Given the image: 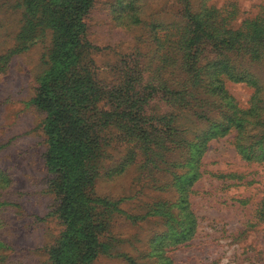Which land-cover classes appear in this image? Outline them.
<instances>
[{"label": "rangeland", "instance_id": "obj_1", "mask_svg": "<svg viewBox=\"0 0 264 264\" xmlns=\"http://www.w3.org/2000/svg\"><path fill=\"white\" fill-rule=\"evenodd\" d=\"M29 10L0 0V264H53L65 228L31 102L54 30L26 25ZM83 20L78 70L126 123L96 128L88 191L108 249L90 264H264V41L252 37L264 0H92ZM196 25L205 35L187 47ZM226 61L252 83L221 73L219 88L210 63Z\"/></svg>", "mask_w": 264, "mask_h": 264}, {"label": "trees", "instance_id": "obj_2", "mask_svg": "<svg viewBox=\"0 0 264 264\" xmlns=\"http://www.w3.org/2000/svg\"><path fill=\"white\" fill-rule=\"evenodd\" d=\"M91 3L92 0H26L31 14L39 13L38 17L28 19L26 25L34 20L38 22L36 24L46 25L54 30L55 46L50 57L51 64L31 100L34 106L46 113V163L56 177L59 211L65 223L59 243L50 249L53 264H68L67 262L75 260L79 264H90L99 252L108 249L99 239L101 233L97 230L96 222L93 224L96 214L93 210L95 199L89 196L88 189L94 182L88 167L97 144V126L110 125L117 119L121 123L123 118L118 111L98 109L96 104L100 97L99 86L88 70L85 73L78 70V49L85 30L83 19ZM193 28H188L184 35L183 43L187 47L199 44L205 35L203 25ZM252 37L254 42L264 41V28L257 27ZM191 63L192 61L189 66ZM220 63H210L213 69L219 67L213 74L214 82L219 88H222V81L218 78L221 73L236 81L252 83L246 76L231 74L228 61ZM229 120L217 131L206 133L203 141L208 140L209 136L227 132L234 124L232 119ZM141 134L147 135V141L151 133ZM171 137L167 133L163 138ZM180 218L181 215L179 217L169 213L171 221ZM180 224L181 221H177L175 225L168 224L167 221L170 234L179 235ZM128 260L133 264V261Z\"/></svg>", "mask_w": 264, "mask_h": 264}]
</instances>
